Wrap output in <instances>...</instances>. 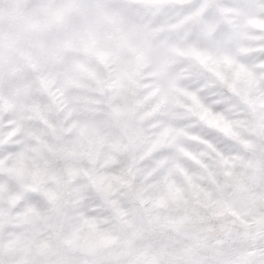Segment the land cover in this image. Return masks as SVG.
Instances as JSON below:
<instances>
[{"label":"snow or ice","instance_id":"1","mask_svg":"<svg viewBox=\"0 0 264 264\" xmlns=\"http://www.w3.org/2000/svg\"><path fill=\"white\" fill-rule=\"evenodd\" d=\"M0 264H264V0H0Z\"/></svg>","mask_w":264,"mask_h":264}]
</instances>
